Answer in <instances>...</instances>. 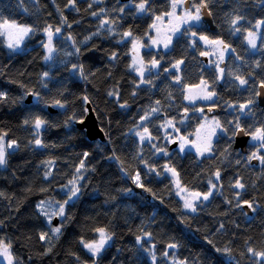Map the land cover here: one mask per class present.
<instances>
[{
	"label": "trees",
	"instance_id": "trees-1",
	"mask_svg": "<svg viewBox=\"0 0 264 264\" xmlns=\"http://www.w3.org/2000/svg\"><path fill=\"white\" fill-rule=\"evenodd\" d=\"M187 1L207 3L213 31L202 20L182 28L166 52L143 49L145 66L159 64L141 78L132 68V46H147L153 23L173 0H147L141 14L142 0H0V20L33 29L15 52L0 36V137L16 142L0 166V241L10 245L15 264H264V164L252 158L250 143L245 153L235 148L233 135L237 123L250 138L264 129L257 98L264 86V24L256 26L264 21V0ZM237 15L244 17L235 25L239 32L231 24ZM49 25L57 36L45 59ZM248 31L259 33L254 50ZM200 35L230 46L221 77L202 58ZM177 61H183L178 69ZM201 81L215 91L209 106L220 132L210 153L199 157L171 148L163 127L171 122L185 135L200 125L204 106L189 105L185 88ZM87 104L105 142L87 139L76 126ZM37 118L46 122L40 129ZM143 128L149 138L141 141L135 132ZM167 169L185 190L204 195L216 187L195 212L186 211ZM74 188L79 193L69 200ZM97 229L112 241L94 257L84 243Z\"/></svg>",
	"mask_w": 264,
	"mask_h": 264
},
{
	"label": "rangeland",
	"instance_id": "rangeland-1",
	"mask_svg": "<svg viewBox=\"0 0 264 264\" xmlns=\"http://www.w3.org/2000/svg\"><path fill=\"white\" fill-rule=\"evenodd\" d=\"M131 1L132 0L127 1L129 5H133ZM186 1L187 0H184L183 4H178L174 14L169 15V13H172V8H171V10L168 12L167 15L161 16L160 19H157L153 23V25H155V27L152 26V29H151V36L152 37L149 39L148 44L145 48H143L141 42H135L134 43L135 47L132 46V48H133L132 56H131L132 68H133V70H135V73L137 75L140 76L137 69L141 67V61L143 62V59L141 58V52L143 51V49H145V51L161 49L162 51L166 52L167 50L170 49L169 46L171 43L168 44L167 48L164 47V43L167 42V38L169 36L171 37V42H172V40L177 36V34L180 33V30L182 28H187V27H191L192 25L201 24L202 12H201V20L198 23L195 21H192L189 23H184V22H182L181 19H179V17L183 16V13L185 11L191 10L193 13L195 12V7H193V5L191 3L188 4V7H185ZM137 12L139 14L142 13L139 10ZM177 26H179V30L174 32L173 29L176 28ZM253 33H255V39H256V45H257L259 33L257 31H254ZM27 36H25L23 38V40L19 44V47H17V48H9L7 36H3V38H4V41L6 42L7 47L11 51L15 52V51H19L22 49ZM55 36H57V34H54L53 38ZM153 40H157L158 43L154 44ZM45 41H46L45 44H47V42H48L47 33L45 36ZM199 41L201 42V44L203 45V48H204L205 54H203L202 56H206L208 58V61H205V63L210 62V64L214 68H216L215 70L217 71L218 77H221V75L223 73V72L221 73V69H223V65L225 63V59L228 56L227 54L229 53V50L223 51L222 46H215V45L205 43L204 41H201V40H199ZM217 47L220 48V51L216 50ZM250 47H251V45H250ZM251 49L254 50L255 48L251 47ZM45 50H46V52H48V49L46 47H45ZM221 51H223V58H221V55H220ZM134 61H136L135 65L133 63ZM149 66L150 65H148V67H147L143 63V75L148 74V72H150L152 70L157 71V67L150 66V68H149ZM203 89H204V85L201 83L198 85H195L193 87H186L185 88V100L188 102L189 105L194 106L196 104H202L204 106V108H202L203 111H201V109L199 110V113L202 115L200 125L194 130L193 133H187L185 135H181L180 131L179 130L177 131V128L172 123H165V125L163 127L164 135L166 136V142L168 145H172L174 142H176L177 144H176L175 148L177 149L178 152L185 153V151H192L199 157L206 156L210 153V151H204V148L210 146V150H211V147L213 145L212 143L217 138V136L220 132V127H216V125L214 123V121H216V115H214L215 113L211 110V107L209 106L210 104L215 102V96L211 100H204L201 98H197L202 93ZM207 91L215 93V91H213V89L209 86L207 88ZM189 96L193 97L194 99H192V100L187 99L186 97H189ZM147 119H141L140 122L143 123V122L147 121ZM213 130H214V132H213ZM135 135H136V137H138L139 140H141V135H144L145 138L141 141H144V140L149 138L148 133L144 132V128L136 131ZM3 143H4L5 151L8 150V148H10V147H8L10 142H6L5 140H3ZM182 143L184 144L183 150H181V148H180V145ZM249 143H250V145H252L256 148L255 153L257 156H259V154L257 153L258 151L264 152V148L260 147V141L253 140L251 137L249 140ZM197 148H200V151H197ZM202 152H203V154H201ZM252 157H253V155H252ZM166 172L171 177V179H173L174 190H175L176 196L179 198L180 201H182L183 206H184L186 200L188 202H191L194 205V207H196V205L200 201H204V199H203L204 195L200 194L199 198H197L194 195V194H196L195 192L185 190L181 186L179 180L177 179L176 174H174L172 171H169V169H167ZM133 180L136 181L137 178H133ZM210 189H211L210 191L212 193L214 191V189L212 187ZM185 210L191 211L188 208H185ZM55 216L57 217V215H55ZM55 216H51L50 217L51 220L55 219V218H53ZM99 236H100V233L97 232L95 237H94L95 239L93 241H97L99 239ZM111 241H112V238L107 241L104 248L109 246L111 244ZM3 244L7 245L5 243H3ZM9 252L13 258L12 264H15V258L13 256L12 252L10 251V247H9ZM101 252H100V254H101ZM89 253H91V252H89ZM261 258L264 259V256ZM0 264H9L8 258L5 256H0Z\"/></svg>",
	"mask_w": 264,
	"mask_h": 264
},
{
	"label": "snow or ice",
	"instance_id": "snow-or-ice-1",
	"mask_svg": "<svg viewBox=\"0 0 264 264\" xmlns=\"http://www.w3.org/2000/svg\"><path fill=\"white\" fill-rule=\"evenodd\" d=\"M74 2H75V0H71V3L74 4ZM183 2H184V0H173L172 13H169V15L174 14L178 4H183ZM146 5H147V0H142V2L139 5H137V8L140 12H144L146 10ZM193 7H195L194 13L191 10H188V11H185L183 13L182 17H179V19H181L182 22L189 23V22L195 21L198 23L201 20V10L207 9L208 5L206 2H202L199 6L194 5ZM121 11H123V9H121ZM157 19H160V17H157ZM243 19H244V17L240 16V15H237V16H235L234 19H232L231 24L234 26V31L239 32L241 30L239 27H235V25H237ZM105 23H107V21H105ZM260 24H264V21H259L256 26L259 27ZM153 27H155V25H153ZM178 30H179V26H177L176 28L173 29L174 32L178 31ZM32 31H33V29L31 26L21 25L15 21H8L6 19L0 20V36H7L9 48L19 47V44L23 40V38L25 36H27L29 33H31ZM60 31H61V29L59 27L55 28V33H59ZM45 32L47 33L48 42H47V44L44 45V47H46L48 49V52H49V56L45 57V59H50L51 53L54 51V49L51 47L52 41H53V36H54V32L52 31V26L49 25L48 28L45 29ZM126 35H131V33H126ZM191 36L196 37L197 33L191 32ZM247 39H248V43L251 45V47L256 48L257 45H256L255 33H253L252 31H248L247 32ZM199 40L204 41L205 43H208L211 45L222 46L223 51H228L230 48V46L225 44V42L222 39L210 40L207 36L200 35ZM153 43L154 44L158 43V41L153 40ZM169 43H171V37L170 36L167 38V42L164 43V47L167 48ZM193 44H195V40L193 41ZM133 46L135 47V44ZM216 50L220 51V48L217 47ZM223 51L220 52L221 58H223ZM232 51H234V49H232ZM203 54H205V53H202V55ZM133 63L135 65L136 61H134ZM151 63H152L153 67H156L159 64V62L156 60H153ZM182 63H183V61H177L176 64L173 65V67L178 69L179 65ZM137 71L139 72L141 78H143V62L142 61H141V67L138 68ZM222 72H223V69H221V73ZM44 75L47 76L48 74L45 73ZM175 79L177 81H179L180 77L176 76ZM237 79H239L241 85L247 83V81L244 79H241L239 77H237ZM141 82L142 83H146V82L150 83V81H144L143 79H141ZM201 84L204 85V89H203L202 93L197 98H201L204 100L213 99V97L215 96V93L207 91V88H208L207 82L201 81ZM3 96H5V94L0 92V97H3ZM186 98L189 100L194 99L191 96L186 97ZM85 99H87V97H85ZM157 103H159V102H157ZM249 103H251V101ZM56 104L60 107H64V105L60 104L59 101H57ZM246 107H247V105H241L240 106L241 110H243ZM153 111H156V109H153ZM201 111H203V110L201 109ZM143 119H147V116L143 117ZM79 122L83 123L84 121L81 119ZM24 123L27 124L28 121L26 120V121H24ZM45 123H46L45 121L41 120L40 118H37L34 122V126L36 129H40ZM169 123H171V122H169ZM214 123H215L216 127H220L218 120L214 121ZM235 127L239 131H241V132L243 131V129L240 128V125L238 123L236 124ZM177 131H178V129H177ZM144 132L147 133L148 129L145 128ZM213 132H214V130H213ZM236 134H237L236 132H233V135H236ZM144 138H145L144 135H141V140H143ZM252 139L260 141V147L264 148V129H258L257 133H253ZM15 143H16L15 141H12L11 143H9L8 147H12L13 145H15ZM35 144L40 146L41 141L39 139H36ZM180 148H181V150H183V148H184L183 143L180 145ZM197 151H200V148H197ZM204 151H210V146L205 147ZM201 154H203V152ZM85 155H87V154H85ZM252 158L259 159L260 162L262 164H264V155L257 156L256 153H253ZM5 164H6V151H5V147H4V143H3V138L0 137V166H3ZM77 171H79V169H77ZM169 171H172L175 174L174 169H169ZM48 175H51V173H46V176H48ZM216 176H217V178H219L218 172L216 173ZM70 183H74V181L70 182ZM215 187H216V185L213 184L212 188H215ZM236 187L237 188H243L244 185L237 182ZM70 191H71V196L69 197V200H71L72 197H76L78 195L79 188L70 189ZM211 194H212L211 191H209L207 194H204L203 199L207 200ZM194 195L197 198H199V196H200L199 193H196ZM67 203H68V201H65V204H67ZM41 207H42V205H41ZM184 207L190 209L193 212L196 211V208L194 207V205L191 202H188L187 200L185 201ZM249 207H251V204H249ZM64 212H65L64 206L63 205L59 206V213L58 214L61 217H63ZM56 214L57 213H55V212L53 213V215H56ZM45 215H47V213H45ZM52 231L55 234H59L61 231V228L56 227V228L52 229ZM97 231L100 233L99 239L97 241H93L91 243H84V247L87 248L89 250V252H91L94 257L98 256L100 254V252L104 249L107 241L111 239V236L107 235L105 233L104 229H97ZM44 236H45V234H41L42 240L44 239ZM9 247H10V245H4L3 242L0 241V256L7 257L9 264H12L13 258L9 252ZM169 247H176V245H169ZM216 250L220 251L219 249H216ZM249 251L251 252L253 250L250 248ZM259 255L264 256V253H260ZM153 259H154V257H153Z\"/></svg>",
	"mask_w": 264,
	"mask_h": 264
},
{
	"label": "water",
	"instance_id": "water-1",
	"mask_svg": "<svg viewBox=\"0 0 264 264\" xmlns=\"http://www.w3.org/2000/svg\"><path fill=\"white\" fill-rule=\"evenodd\" d=\"M123 1H129V0H121V2ZM189 1H186L185 3V7H188ZM202 20L204 21V23H206L209 28L213 31L214 29V23H212L211 20V16L209 14V12L207 11V9H202ZM204 59V61H208V58L206 56L202 57ZM28 102H31V97L28 96ZM258 98V105L261 107H264V86L260 85L259 88V92L257 95ZM84 122L83 123H77L76 126L77 128H80L81 130H83L85 132V135L87 137V139L91 140V141H96V139L101 140L102 142L106 141V138L104 136L103 130L101 129V127H99L98 125V120L97 117L94 115V112L91 108V106H89L87 104V112L84 116ZM242 129V128H241ZM250 139V135L247 134L246 132H244V130L241 131H237V134L235 135L234 138V143H235V148L239 149L241 152L245 153L247 151V147H248V141ZM176 142H174L171 146V148L176 147ZM254 162H256V160H254ZM243 209H245L247 211V213L249 215H251V209H249V207L247 205L243 206ZM58 219L55 218L53 224L56 225Z\"/></svg>",
	"mask_w": 264,
	"mask_h": 264
},
{
	"label": "flooded vegetation",
	"instance_id": "flooded-vegetation-1",
	"mask_svg": "<svg viewBox=\"0 0 264 264\" xmlns=\"http://www.w3.org/2000/svg\"><path fill=\"white\" fill-rule=\"evenodd\" d=\"M126 2V1H125ZM250 140V139H249ZM248 143H249V141H248Z\"/></svg>",
	"mask_w": 264,
	"mask_h": 264
}]
</instances>
